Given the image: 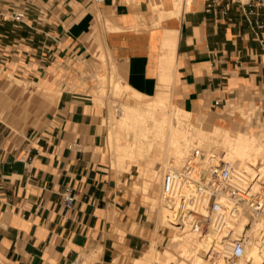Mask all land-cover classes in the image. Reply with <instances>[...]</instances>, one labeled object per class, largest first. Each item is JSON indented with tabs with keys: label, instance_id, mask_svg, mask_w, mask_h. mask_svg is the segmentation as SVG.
<instances>
[{
	"label": "crops",
	"instance_id": "obj_1",
	"mask_svg": "<svg viewBox=\"0 0 264 264\" xmlns=\"http://www.w3.org/2000/svg\"><path fill=\"white\" fill-rule=\"evenodd\" d=\"M210 1L0 0L15 8L8 13L26 12L21 22L0 20V65L58 94L43 127L17 140L0 127V264H117L125 254L135 264L149 250L156 225L103 151L107 107L93 93L112 71L148 94L171 76V102L195 116L254 106L264 126V48L251 24L264 20V7L234 0L224 12L226 0L214 9ZM235 115H215L213 127L231 129Z\"/></svg>",
	"mask_w": 264,
	"mask_h": 264
},
{
	"label": "bare ground",
	"instance_id": "obj_2",
	"mask_svg": "<svg viewBox=\"0 0 264 264\" xmlns=\"http://www.w3.org/2000/svg\"><path fill=\"white\" fill-rule=\"evenodd\" d=\"M184 1L185 0H175L177 4L175 6L183 8L182 5ZM192 1L193 0H187L188 5ZM177 31L178 30H175L173 32ZM174 34L175 33H173V35ZM172 48H174V45L172 46V44H170L168 46V52L170 53V55L168 57V62L166 63L168 67H170V69L172 68L171 66L173 65V62L175 61H173V57L171 55ZM100 55H104V53L101 52ZM167 68L165 70H167ZM170 69H168L167 72ZM115 81L116 82L114 83V87L116 89L124 88L127 90V87L130 86L132 90L128 92L129 96L124 104H122L125 107V109L123 107L125 112L121 114L122 118L124 119L117 120L111 125V136L113 137V139L116 138V133H126V136L128 133L130 134V137L132 136L131 144L129 142V144L133 146V148L131 149L132 152L130 149V152H121L123 155L122 159L126 160L128 163L139 160L140 163L141 161H143L144 164V162L146 161L148 163L146 165L149 166L150 161L148 162V160H145V151L147 152V148L150 147L149 149H151L153 148L152 146L156 144L160 147H166V149H169L173 152L171 156L167 155L170 156V159L168 160L171 161V163H164L166 165L169 164L166 171L172 169L182 171L183 167L180 168L181 165L179 168H175L174 164L178 166L179 164L183 163L185 160H187L185 159V156L191 150L193 152H197V147L203 144L205 141H208L207 138H210L207 135L206 129H203L201 126H197L198 128H194L195 126L192 127L194 129H197L196 131H193L194 129H191V124L187 125L185 124V122H183L185 118L191 117L193 113L191 111L182 109L171 102V76L160 77L159 89L154 94L143 93L126 81H123L122 83V80L119 81V77H116ZM43 91L46 92V90L44 89ZM116 94L119 97V92H116ZM55 95V93L50 92L49 98L51 97V100L58 99V94L56 95V99ZM118 97L114 96L115 99ZM167 107H169V110L167 109ZM213 131L215 133L214 136L217 135L218 137V139L215 138L216 142H214L216 143L218 148L220 147L219 149H223V152H219L218 149L210 152L206 158L209 164L211 163L212 165H214V167H216L218 166L217 162L219 158H222L223 160L228 161L232 164L235 174L241 175V178L243 180L253 181V179L259 174H262L264 176V161L259 160V157L264 151V138L262 140V144L256 145L255 137L244 133L242 130L225 129L222 127L214 126ZM149 136H151V140L154 141H147L146 137L149 138ZM119 137L122 138L121 135ZM123 137L125 138V136ZM124 146L126 145L124 144L123 148ZM124 150H126V148H124ZM167 152L170 153V151ZM126 156L128 157V159L125 158ZM188 156V162L190 158L198 159L199 157L197 154L192 155V157ZM154 160L153 162H155ZM166 161L164 160V162ZM207 162L205 163L207 164ZM146 165L141 167V169L143 170L141 173L146 176V182H148L147 180L154 178L156 174L155 169L146 167ZM153 167L155 168V166ZM214 167L212 169H215ZM212 169L204 170L212 171ZM181 196L185 197L186 200H181L178 196L175 199L168 198L171 202L167 200L168 202H166V204L165 202L164 204L161 203L162 206L160 208V216H162L165 222L168 221V223L170 222L171 224L173 222L172 219H177V224L181 223V225L178 226V229L182 231L181 233H176L175 235H173V241L177 243L178 251H180V253L182 252L181 257L176 258L175 256L168 255V259L166 260L167 264H193L192 262H189L191 260L187 261L189 258L186 257V260V258L184 257V255L189 251H195V257L192 258L195 264H210L211 260H213L214 258L215 260L212 264H229L227 263L225 257L231 255L232 241L239 238L245 239V252L241 257L237 258L238 260L235 264H264V238L261 235V229L262 227H264V219L262 217L256 216L249 209H244L241 211L240 215L237 218L230 217L225 221L218 220L219 222L211 226L207 232H203L200 234L199 232L195 231L192 225L191 210L203 208L205 200L200 195L195 193L192 184L188 181L183 182ZM185 212H187V214L182 218ZM157 255V251L156 254L151 250H148L144 253L142 252L139 258H135V264L150 263L153 259H156Z\"/></svg>",
	"mask_w": 264,
	"mask_h": 264
},
{
	"label": "rangeland",
	"instance_id": "obj_3",
	"mask_svg": "<svg viewBox=\"0 0 264 264\" xmlns=\"http://www.w3.org/2000/svg\"><path fill=\"white\" fill-rule=\"evenodd\" d=\"M12 9H15V8L7 7V6L4 8L5 11H10ZM94 57H95L96 62H102L105 58V55H95ZM100 66L101 68L108 67L107 64L102 65V63L100 64ZM3 68L4 67L0 65V127L6 129L7 134H11V138H13L14 140H17L20 137H22L27 131H31L34 128L43 127L47 123L51 115L53 114L56 104L51 101V97L49 98L50 92H47V91L44 92L43 88L41 86H38L36 83L28 79H25L24 77H22L21 75L15 72L7 70V68H4V69ZM100 79H101V89L98 92L93 93V100L96 104H104L107 107V113L105 115V120L103 121V124H104L103 127H104V131L106 135V141L103 145V151L107 154V157L111 163L112 168L117 170L118 176H119V183H121L124 187H126L130 191L131 195L135 199H137V202L139 204H142L145 206V211L148 215L149 221L153 222L156 225L155 232H152L153 234L148 237L149 241L145 249L149 248V250L153 251L155 254L157 251L158 255L156 256L155 260L153 259L150 263H147V264H153V263L154 264H157V263L167 264L166 260L168 259V255L169 256L172 255V256H175L176 258H180L182 254V252L180 253V251H178L177 243L173 241V235H175L176 233L182 232L180 229H178L179 225L176 222L177 219L175 220L172 219L173 221L172 224L170 222L169 224L168 221L165 222L162 216H160L161 215L160 208L162 204H164V202L166 204V202L169 201V199L166 198L167 196L164 193V189L162 185L163 184V174L166 172V169L169 166V164L166 165L164 163H171V161H169L168 159H170V156L172 155L173 152L169 149H166V147L165 148L160 147L159 145L155 144L156 146L155 145L152 146L153 147L151 148L152 150L149 149L150 147L147 148L148 153L145 151V156H146L145 160H148V162L150 161L149 166L146 165L148 164L146 161L143 164V161H141L140 163L139 160L134 161L132 163H128L126 160H123L122 159L123 155L121 152L123 153L130 152V150L133 148V146L130 145L132 142V139H131L132 136L130 137V134L128 133H127V136H126V133H124L125 135L116 133L115 134L116 138L113 139V137L111 136L112 134L111 125L113 124V122L117 120L124 119L122 118L121 114L125 112L124 110L125 107L122 104H124V102L127 100L129 96L128 92L132 90L130 86L127 87L128 91L124 88L116 89L114 87V83L116 82L115 81L116 77L113 71L111 75L103 76ZM120 80H122L121 82L123 83V79L119 78V81ZM116 92H119V97L116 94ZM114 96L118 98L115 99ZM174 104L176 106L181 107L175 102ZM3 109H4V112H2ZM167 109L169 110V107H167ZM234 114H236L235 118L241 119V122L238 125L234 124L233 127H231V125H228V127L231 129H240L244 133L254 136L256 139L255 140L256 145L262 144V140L264 138V126H262L263 123L257 117V108L253 106L248 110L247 108L243 107L242 103L233 102L229 113H227L224 109L221 112L212 111L210 114H203L199 116H195L192 114L191 117L189 118L184 117L185 119L183 120V122H185V124L187 125L191 124L190 126L192 130L194 128H198L197 126H201L203 129H206L207 135L209 136L210 139L207 138L208 141H205L203 144L198 146L197 152H193L191 150L189 152L190 154L188 153L185 156V159H187L185 160L186 162L184 161L178 166L174 164L175 168H179L180 165H181L180 168L184 167L188 163L187 156L189 155L188 157H192V155L197 154L199 156L198 159L190 158L189 160H194L192 161V163L195 164V166L198 168V171L200 172L203 169L211 170L214 167V165L210 163L212 165L211 166L207 162L206 160L207 155L210 152L214 151L215 149L216 150L218 149L219 152H223V149H219L220 147L218 148L215 143L218 137L217 135L214 136L215 133L213 131V125L215 123L213 121V117L217 115V116H221L225 118V117H231ZM201 118H203V121H204L203 124L199 120ZM215 126L227 128L225 126H221L218 124H216ZM196 130L197 129H194L193 131H196ZM120 135L122 136V138L119 137ZM123 136H125V138ZM210 136L211 137L214 136L212 137L213 140L211 139ZM146 139L147 141L148 140L154 141V140H151L152 139L151 136H149V138L146 137ZM124 144L126 145L124 146L126 150H124L123 148ZM167 151H170V153ZM167 155H170V156H167ZM152 156L157 157V158H153ZM125 158L128 159L127 156ZM153 160L155 162H153ZM164 160L166 162H164ZM259 160L264 161V151L262 155L259 157ZM224 161L225 160H223L222 158H219L217 163L218 165H220ZM205 162H207V164ZM145 165L146 167L155 169V174H156L154 178L147 180L148 182H146V176L141 173L143 171L141 167ZM153 166H155V168ZM159 230H161L160 233H159ZM121 233L123 235L125 234V232L123 231ZM189 252H187L184 255V257L189 258L188 260L186 258V260L187 261L191 260L189 262H192L193 264H195V262H193L194 260L192 259L193 257H195L194 256L195 251H189ZM231 257H232L231 255H229L228 257H225L227 263L235 264L238 259L234 257L231 258ZM126 258H127V255L125 254L123 255L122 258L117 259L116 263L125 264ZM94 259L95 260L99 259L98 254L94 256ZM214 260L215 258L211 260L210 264H212ZM82 261L83 260H80L79 262L74 263V264H81ZM90 264H92V260Z\"/></svg>",
	"mask_w": 264,
	"mask_h": 264
},
{
	"label": "built area",
	"instance_id": "obj_4",
	"mask_svg": "<svg viewBox=\"0 0 264 264\" xmlns=\"http://www.w3.org/2000/svg\"><path fill=\"white\" fill-rule=\"evenodd\" d=\"M104 1V0H98ZM227 4L223 9L227 12L234 0H226ZM218 0H211L208 3L209 9H214ZM259 7H264V0H259ZM26 17L24 10H15L8 13L0 8V20L11 18L16 22H21ZM257 39L264 48V20L256 19L251 21ZM221 100L215 101V105H221ZM189 160L182 171L169 170L163 174V189L169 199L181 196L183 182L188 181L198 195L204 200L205 204L201 209L191 210V220L195 231L200 234L207 232L211 226L217 224L218 220L225 221L228 218H237L242 210L249 209L256 216L264 219V176L257 175L253 181L243 180L241 175L235 174L232 164L224 161L212 171L202 170ZM64 203L67 208L74 206L76 194L72 185L65 186L63 191ZM187 214L185 212L182 218ZM179 226L181 223L178 224ZM264 238V227L261 229ZM245 252V239L239 238L232 241L231 256L241 257ZM231 257V258H232ZM77 258L74 263L79 262Z\"/></svg>",
	"mask_w": 264,
	"mask_h": 264
}]
</instances>
